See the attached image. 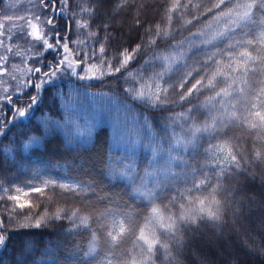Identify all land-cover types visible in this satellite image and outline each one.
Segmentation results:
<instances>
[{
  "label": "trees",
  "instance_id": "trees-1",
  "mask_svg": "<svg viewBox=\"0 0 264 264\" xmlns=\"http://www.w3.org/2000/svg\"><path fill=\"white\" fill-rule=\"evenodd\" d=\"M174 2L102 0L101 5H92L98 7V11L90 29L99 31L104 22L111 25L114 38L108 42L106 55L116 57L124 48L131 50L141 44L135 59L121 73L105 75L103 80L79 81L74 76L64 74L55 79L54 83L43 86L37 104L26 118H18L12 123V117L9 116L10 124L0 130V197H4L0 199V221L4 222L0 234H5L7 238L6 245L0 246V264H101L105 257L112 258L114 264L116 261H127L130 264V255L138 258L142 256V242L137 240V236L140 228L147 223L146 218L151 215L152 207L160 209L165 217L178 216L183 211L181 204L187 206L188 200L174 198L185 187H191L194 176L203 173L213 177L218 169L209 149L223 143V140H231L242 148L241 154L248 161H242L246 172L222 179L226 191L219 193L222 201L234 200L244 204L243 218L239 224L233 225L231 209L236 207V203L226 204L225 216L229 224L223 230L222 240L216 239L217 229L210 222H200L197 232L181 234L183 245L179 251L173 249L172 257L166 259L161 250L154 264H264V159L259 162L255 160L256 151L264 153V140L259 139L254 130L236 124H230L213 134L201 132L193 136L194 127H202L213 117L220 118L224 112L215 101L208 103L209 97L214 94L210 89L194 92L182 104L178 102L179 96L169 89L166 104L156 108L128 100L125 92V88L130 86L149 91L146 85L151 84L152 78L163 71L158 60L145 64L154 54L178 58V63L173 65L174 70L165 76L166 80L173 83L189 69H199L210 55L220 57L221 64H227L226 53L238 50L229 45L253 38L258 31L259 20L264 17L261 11L254 9L257 23L226 32L230 26L224 23L226 17L219 20L216 17L221 9L228 11L231 0H225L219 9L213 7L217 0H180L186 6L171 13L169 28L167 9ZM5 3L6 0H0V14L5 9ZM90 3L91 0H69L66 9L69 25L72 24V14L79 12L81 7H88ZM157 25L160 26L161 36L156 37L154 45H149L147 41L154 36ZM57 26L62 36H68L73 59H78L74 55L77 46L73 41L95 44V38H89L84 29L64 32V19H60ZM166 28L170 35L164 38ZM146 29L150 31L146 32ZM220 32H225V35L213 39ZM53 54L51 50L44 52L33 65L45 66ZM112 63L115 66L116 60L113 59ZM177 68L180 71H176ZM215 68L216 65L212 64L211 68L204 71L210 74ZM128 72L133 75L117 79ZM193 76L198 78L195 72ZM231 76L236 78L234 88L244 87L239 82V72L231 73ZM247 79L249 91H252V85L264 80V71L255 70V75L250 73ZM223 80L224 77H217L216 90L225 87ZM194 82V79L189 78L185 87H190ZM85 91L90 97L101 93L103 97L117 100L122 103L123 110L120 119L112 118L109 114L115 113L114 107L117 105L110 102L109 108H104L99 122L91 123V131L86 134L85 140L80 141L73 132L69 118L73 117V102L78 104L83 99L90 101L87 96L81 95ZM27 93L37 95L33 88L28 87L13 97L14 105L5 102L3 109L6 113L9 108L14 110L15 107L27 110L30 103ZM233 95L240 94L234 92ZM161 97L164 98L163 93ZM233 102L237 105L238 115L243 113L245 101L237 99ZM189 109L192 111L189 112ZM182 113L183 116L180 115ZM124 121L136 125L147 124L157 140L169 136L179 138L183 146L177 148L175 154L178 152L183 162L173 163L171 167L155 173L144 181L145 187H142L140 178L146 172L153 171L151 152L149 148L145 149L147 134L144 130V141L138 149H130L118 138L117 128L123 126ZM64 123H67L66 130L61 126ZM169 168L177 174L175 178L167 175ZM44 181L78 184L84 190L75 195L57 187L50 189L53 197L49 200L40 197L39 193L31 192L32 186H41ZM212 182L215 183L214 178ZM17 187L23 191L29 190L30 195L23 197L15 191ZM4 188L9 189L7 194L3 192ZM7 195H20V203L31 199L32 206L15 208L13 211L16 202L8 200ZM58 208L64 209L65 213L77 210L79 216L89 218V227H76L68 219L47 217L39 228L20 227L24 223L34 224L45 212L51 216ZM109 210L117 214L116 219H127L132 227V231L126 232L119 241L118 247H112L107 237L113 217L104 214ZM29 216L31 219L26 220ZM148 228H154L164 239L165 234L158 225L148 223ZM93 233L96 234L95 254L88 255L90 245L93 244ZM249 236L254 238L259 251L249 250L243 245ZM26 241L31 242L28 248L23 246ZM149 264L152 262L149 261Z\"/></svg>",
  "mask_w": 264,
  "mask_h": 264
},
{
  "label": "snow or ice",
  "instance_id": "snow-or-ice-1",
  "mask_svg": "<svg viewBox=\"0 0 264 264\" xmlns=\"http://www.w3.org/2000/svg\"><path fill=\"white\" fill-rule=\"evenodd\" d=\"M102 0H91L88 7H81L79 12H74L72 14V24L69 25L67 19V11L69 7V0H39V7L41 9L38 13L32 14V19H27L22 16L16 17L17 20H24V24L14 23L8 26L7 31H0V36H6L8 40L12 39L13 28H18L21 33L18 39H24L26 43L30 44V51L32 49H37L38 46H42V51H37L33 53L32 59L38 62L39 56H42L44 52L51 50L53 53L59 57L53 58V61L45 66H32L28 68L29 79L27 83L21 85L19 82L17 86L19 88L31 87L35 90L37 95H32L27 93L30 97V103L26 112L25 108H12L8 109L7 113H4V105H0V130L4 129L5 123L7 122V117H12V123L18 118H26L28 112L37 104V99L43 86L49 83H54L58 74H67L76 77L79 81H89L92 80H103L105 75L115 76L117 73H121L123 68L135 59L137 53L141 50V44H137L133 49L129 50L124 48L123 51L119 52L116 57H108L106 55L108 42L114 37L111 32V25L108 22L103 23V27L99 31H92L90 29V24L94 21L95 15L98 11V7L92 5H101ZM225 4V0H217L213 5L214 8H221V5ZM235 4V7H232ZM182 5L180 0H175L173 4L167 9L168 21L170 28L172 15L171 13L177 12L180 8L185 7ZM254 9L259 10L264 17V0H246V2L241 3L240 0H231L228 5V11L221 9V12L217 15V19L226 17L224 23L230 25L227 27L226 32H232L235 28H244L250 24L257 23L254 19ZM211 11V9H209ZM43 15L44 19H41ZM6 20H13L12 16H6ZM60 19L65 20L64 32H71L73 30L84 29L87 32L89 38H95V44L89 45L87 42L82 40L73 41L76 44V49L74 55L78 59L71 58L73 56V49L69 48V39L67 35H61V30L58 28V23ZM191 23V21H187ZM137 25H139V20H137ZM4 24H0V28H4ZM26 28L31 29V31H26ZM150 31L146 29V32ZM202 33H196L199 35ZM170 35L168 29L166 28L163 32L164 38ZM225 32H220L217 37L213 39L223 37ZM161 36L160 26H156V32L154 36L149 38L147 43L149 45H154L156 43V37ZM31 37V40H28ZM51 41V42H50ZM211 43V41H208ZM4 45V41L0 40V46ZM84 46L83 49L81 46ZM175 47V45H173ZM230 48H237L235 52H228V63L221 64V59L218 56L210 55L208 59L201 64L199 69L193 67L189 69L179 80L173 83L170 80H166L165 76L169 72H172L173 65L178 63L177 57H171L162 54H154L149 60L145 61V64L151 61H160L163 67V71L157 74L155 78H152V83L146 85L149 91L145 92L136 87L130 86L125 88L127 93V99L134 102L140 103L151 108L161 107L166 104V97L168 95L169 89H172L179 96V103L188 101L189 97L193 93H200L203 89L207 88L213 91L208 99V103L215 101L223 109L224 112L221 114L220 118L213 117L209 123H206L202 127L193 128V136L197 133L206 132L213 134L227 128L230 124H236L240 127H245L248 130H254V134L261 140H264V80H261L259 84L252 85V91H249V81L248 76L250 73L255 75V70L264 71V18H261L258 22V31L255 33L253 38L245 39L243 41H238L234 44L229 45ZM6 51L11 53L12 47H6ZM83 52V54H81ZM17 56H22V52L15 53ZM116 60V65L114 66L112 61ZM8 57L0 56V61L7 63ZM90 61H95V63H89ZM215 64L216 68L211 71L210 74L204 71L206 68H211V65ZM85 65V67H82ZM186 67V65H185ZM93 69H97L99 74L92 73ZM227 69V72L225 71ZM180 71L179 68L175 69ZM197 73V76H193V73ZM240 73L239 82L244 85V87L234 88L233 84L236 83V78L231 76V73ZM91 73V74H90ZM4 70H2V65H0V75H4ZM133 74L131 72L125 73L122 77H117V79L128 78ZM138 75V74H137ZM217 77H224L223 83L225 87L217 89ZM16 79L15 76L12 77ZM189 78L194 79V83L186 88L185 85L188 84ZM39 81V82H37ZM89 86H95L90 84ZM154 90V91H153ZM5 92L8 90L5 89ZM238 92L239 96H234L233 93ZM163 93L164 98L161 97ZM240 99L244 100V111L238 115L237 105L233 101ZM0 100L6 101L7 104H13V97L7 95L5 97H0ZM190 102V101H189ZM189 112L192 110L189 109ZM183 116L184 114H180ZM146 119V118H145ZM147 127V124H145ZM223 140V137H221ZM35 140V138H33ZM154 144L155 141H152ZM28 145H25L27 147ZM183 145L177 140L175 143H169L168 146V163L180 164L183 161L180 159V155L177 152L172 155V150L180 148ZM157 151L160 150V146L156 145ZM209 151L212 153L215 166L217 171L213 173V177L210 178L205 174L201 173L198 177L194 176L191 181V187H185L183 192H178L177 199H187L188 204L185 206L181 204V211L178 216L173 218L172 215L165 217L160 209L157 207H152L151 215L146 218L147 223L144 227L139 230V235L137 240L142 242L141 253L142 256L138 258L136 255H130V264H149V261L154 264L157 253L163 250V254L166 259L172 257V250H180L183 245L182 233L183 232H197L200 222H210L211 226L217 229L216 239L218 241L224 238L223 230L228 226L229 221L225 216V206L228 203H236V207L231 209L232 212V224H239L240 219L243 218L245 207L243 203H237L236 201H222L219 198V193L226 191L223 188L222 179L224 177H230L232 174H237L240 172H246L243 167V163H248L247 160L242 156V148L234 144L231 140H223V143L218 145H213ZM154 155L156 153L154 152ZM264 159V153L261 151L255 152L256 162ZM167 175L170 178H175L176 173L169 168ZM153 176V173L146 172L144 177L140 178L141 186L145 187L144 181L148 180ZM215 180V183L212 180ZM60 188L62 191L67 193H72L79 195L80 191L84 189L78 184H64L57 181H44L41 186H32L31 192L39 193L40 197H47L49 200L52 199L53 193L50 189ZM17 193L23 192V196L28 197L29 192L23 191L20 187L15 189ZM3 192L7 194L9 192L8 188H4ZM4 197H0L3 199ZM8 200L15 201V208L23 209L24 207L32 206V201L29 199L25 203H20V195H7ZM39 199V198H37ZM264 206V205H262ZM105 216H112V223L110 230H107V237L110 239V245L112 247H118L119 241H121L126 232L132 231L131 225L128 223L127 219H116L115 213L110 210L104 214ZM264 215V213H262ZM48 219H68L76 227H89L88 217L79 216L78 211L74 210L71 213H65L64 209L58 208L51 216L47 212L40 216L34 224L24 223L20 227H41L42 222L45 218ZM31 217H26V220H30ZM78 221V223H77ZM148 223L158 225L162 232L165 234L164 239L157 234V231L148 228ZM126 225L128 227L126 228ZM4 228V222L0 221V229ZM235 230V229H233ZM247 235V234H246ZM6 235L0 234V246L6 245ZM95 240L96 234L93 233V244L90 245L88 255L95 254ZM31 242L26 241L24 243V248H28ZM243 245L252 251H259L260 249L255 244L254 238L248 237ZM101 264H114L112 258L105 257ZM116 264H128L127 261H116Z\"/></svg>",
  "mask_w": 264,
  "mask_h": 264
},
{
  "label": "rangeland",
  "instance_id": "rangeland-1",
  "mask_svg": "<svg viewBox=\"0 0 264 264\" xmlns=\"http://www.w3.org/2000/svg\"><path fill=\"white\" fill-rule=\"evenodd\" d=\"M39 5V0H6L5 9L0 14V24H4V28H0V31H7L8 26L14 23L24 24V20H17L16 17L22 16L27 19H32L33 13H38L41 11ZM6 16H12L13 20L8 21L5 19ZM41 19L44 17L41 15ZM26 31H31V29L26 28ZM14 33L11 40H8L6 36H0V40L4 41V45L0 46V56H7V63L0 61L2 65V70H4V75H0V97H5L11 95L12 97L18 96L27 88H19L17 86L18 82L23 85L27 83L29 79L28 68L34 66L35 60L32 59L33 53L37 51H42V46H38L37 49H30V44L26 43L24 39H18L17 37L21 35L18 28H13ZM31 40V37H28ZM6 47H12V52L6 51ZM22 52V56H17L15 53ZM53 53V52H52ZM72 58V57H71ZM92 73L99 74L97 69H93ZM91 74V73H90ZM64 74H58L57 78L62 77ZM15 76L16 79L12 77ZM56 78V79H57ZM39 82V81H37ZM8 91L5 92L4 90ZM87 96L88 100H82L80 103L76 104L73 102L71 108L73 111V117L69 118L72 122V129L75 136L83 141L87 137L86 134L91 131V123L97 124L99 119H101V114L104 108H109V103L112 102L114 106V112L109 115L112 118H121V111L123 110L122 103L114 99H109L103 97L101 93L93 94L91 97L89 93L82 92L81 95ZM6 101L0 100V105H4ZM119 103V104H118ZM14 105V104H10ZM17 108V107H16ZM15 109V108H14ZM5 112V110L3 109ZM28 109L26 110V112ZM10 120L11 117H7ZM123 126L117 128L118 138L123 145L128 146L130 149H138L144 141V130L147 134V142L145 149L149 148L151 152V164L153 166V175L157 172H161L166 167H171L173 165L168 163V146L169 143H175L177 140L182 144L179 138H174L172 136L160 138L157 140L153 132L144 125L130 124L128 121L122 122ZM67 123L62 124L64 130L67 129ZM84 136V138H82ZM152 141H155L153 144ZM156 145L160 146V150L157 151ZM183 145V144H182ZM177 149V148H176ZM172 150V155L175 156V150ZM154 152L156 155H154ZM26 192H30L27 190ZM23 196V192H21ZM25 197V196H23Z\"/></svg>",
  "mask_w": 264,
  "mask_h": 264
},
{
  "label": "flooded vegetation",
  "instance_id": "flooded-vegetation-1",
  "mask_svg": "<svg viewBox=\"0 0 264 264\" xmlns=\"http://www.w3.org/2000/svg\"><path fill=\"white\" fill-rule=\"evenodd\" d=\"M57 58V59H59V57L56 55V53H54L53 55H52V57L51 58H49L46 62H45V64L44 65H48V64H50L52 61H53V58ZM16 108V107H15ZM4 113H6V111L4 112ZM12 119V118H11ZM10 124V122H9V120H8V118H7V122L5 123V127H7L8 125ZM4 127V128H5Z\"/></svg>",
  "mask_w": 264,
  "mask_h": 264
}]
</instances>
